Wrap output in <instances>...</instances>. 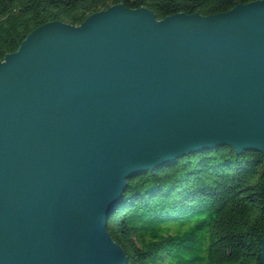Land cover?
Segmentation results:
<instances>
[{
    "label": "water",
    "instance_id": "95a60500",
    "mask_svg": "<svg viewBox=\"0 0 264 264\" xmlns=\"http://www.w3.org/2000/svg\"><path fill=\"white\" fill-rule=\"evenodd\" d=\"M223 146L264 157V0L39 26L0 60V264H127L126 181Z\"/></svg>",
    "mask_w": 264,
    "mask_h": 264
},
{
    "label": "trees",
    "instance_id": "16d2710c",
    "mask_svg": "<svg viewBox=\"0 0 264 264\" xmlns=\"http://www.w3.org/2000/svg\"><path fill=\"white\" fill-rule=\"evenodd\" d=\"M257 0H0V60L39 26L80 25L122 4L158 20L202 16ZM127 186L107 231L127 264H260L264 218V157L227 146L187 154L142 173Z\"/></svg>",
    "mask_w": 264,
    "mask_h": 264
}]
</instances>
